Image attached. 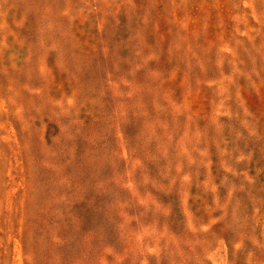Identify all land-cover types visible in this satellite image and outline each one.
Wrapping results in <instances>:
<instances>
[{
  "label": "rangeland",
  "instance_id": "rangeland-1",
  "mask_svg": "<svg viewBox=\"0 0 264 264\" xmlns=\"http://www.w3.org/2000/svg\"><path fill=\"white\" fill-rule=\"evenodd\" d=\"M0 264H264V0H0Z\"/></svg>",
  "mask_w": 264,
  "mask_h": 264
}]
</instances>
